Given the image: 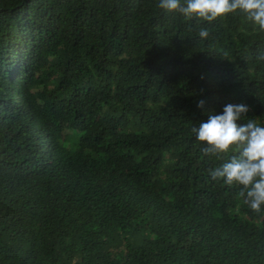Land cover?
Instances as JSON below:
<instances>
[{
  "label": "trees",
  "instance_id": "16d2710c",
  "mask_svg": "<svg viewBox=\"0 0 264 264\" xmlns=\"http://www.w3.org/2000/svg\"><path fill=\"white\" fill-rule=\"evenodd\" d=\"M262 53L240 13L0 0V264H264V206L208 173L238 152L192 132L264 126Z\"/></svg>",
  "mask_w": 264,
  "mask_h": 264
},
{
  "label": "clouds",
  "instance_id": "9594fccd",
  "mask_svg": "<svg viewBox=\"0 0 264 264\" xmlns=\"http://www.w3.org/2000/svg\"><path fill=\"white\" fill-rule=\"evenodd\" d=\"M158 6L165 12L180 13L209 23L227 14L240 13L264 32V0H158ZM201 39L209 31L201 27ZM258 59H264L262 53ZM204 101L198 107H204ZM249 109L244 104H227L221 114H209L207 121L194 126L196 139L207 144L205 154L227 153L236 150L229 162L208 170L212 180H223L228 185L242 186L238 195L255 211L264 206V126L252 119L240 125L237 123L247 116Z\"/></svg>",
  "mask_w": 264,
  "mask_h": 264
},
{
  "label": "rangeland",
  "instance_id": "374dc122",
  "mask_svg": "<svg viewBox=\"0 0 264 264\" xmlns=\"http://www.w3.org/2000/svg\"><path fill=\"white\" fill-rule=\"evenodd\" d=\"M168 165H169V164L167 163V164L165 165V168H167Z\"/></svg>",
  "mask_w": 264,
  "mask_h": 264
}]
</instances>
